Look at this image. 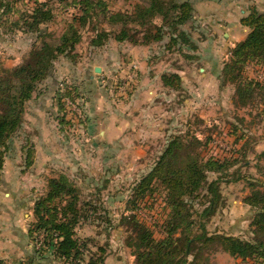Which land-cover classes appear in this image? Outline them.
<instances>
[{
    "label": "rangeland",
    "instance_id": "374dc122",
    "mask_svg": "<svg viewBox=\"0 0 264 264\" xmlns=\"http://www.w3.org/2000/svg\"><path fill=\"white\" fill-rule=\"evenodd\" d=\"M106 1L112 10H126L131 9L136 0ZM241 2L245 4L243 8L246 9L242 17L246 16L252 7L264 12V4L261 6L256 0ZM26 4H28L27 7ZM32 5H34L33 0H19L16 8L26 10ZM56 5V12L60 15L50 23L49 31L57 35L66 26L67 18L79 14L80 8L70 5V0H67L66 7ZM6 15L12 20L18 17L14 11ZM192 21L185 26L189 33L188 26L192 25ZM91 27L92 25L86 27L83 38L71 57H62L55 62L53 77L39 86L41 95L37 93L35 98L27 103L24 128L12 138L7 156L11 162L20 160L19 166L25 160L28 168L34 164L35 158L45 159L48 175L42 183L44 187H40L42 188V191L38 192L40 194H34V199L36 198L34 207L39 196L45 194L48 180L61 176L67 177L82 193L83 200L92 202L93 199L92 203L95 205V200L99 198L100 202L108 208L104 211L99 208L98 214L92 216L91 220L81 223L76 228L78 237L82 240H93L91 237L84 236L86 231L82 225L87 224L88 228H94L88 233H96L99 238L90 245V253H97L99 248L104 246L106 242L103 239L113 240L123 245V248L126 247L129 253L131 252L136 264L134 250L128 245L129 236L133 234L130 220L133 216L150 229L156 240L168 237L166 222L169 219V211L163 185L157 186L156 194H147L136 200H134V193L138 183L153 170L157 160L164 154V147L174 137H185L188 133L185 139L196 137L201 141L199 148H190L188 152H185L186 155L199 152L204 156H214L223 160L233 158L231 161H237L227 170L209 173L210 180L218 176L229 180L227 184L222 185L224 197L220 200V206L217 207L220 210H222L221 207H225L228 199H232L231 202H233L240 194H243L244 201L251 192L250 183L264 181V90L257 91L255 97L248 99L244 104L234 102L235 87L230 84L224 86L219 93L203 96L201 84H199L202 76L198 65L191 67L188 64L193 56L191 50L185 48L178 51L176 47L173 48L174 50H169L166 48L167 45H163L167 40L162 44L149 45L118 42L114 39V35H111L109 41L102 47H93L91 36L95 35L96 31ZM105 27L109 28V25L105 23ZM197 35L195 34L196 37ZM33 42V39L14 22L1 25L0 69L12 68L20 64L29 53ZM129 46L141 48L139 49L142 53L140 59L133 55L134 50H131ZM150 47L153 52L162 47V52L144 54L143 48L148 51ZM147 56L151 57V62H157L160 59L165 64H169L167 68L171 70L165 74L177 73L181 77L180 90L165 86L163 79L162 83L164 87H167V92L163 94L161 89L154 88L157 90L155 92L159 99H152V102L156 103L152 110L148 105L151 102L148 100L151 96L149 93L151 88L148 87L152 83L141 77L142 66L145 72L149 67ZM138 59H142L143 64H139ZM153 65L151 64V70L152 67L154 68ZM182 66L186 67L182 70L185 71L183 76L188 79L185 82L182 81V74L175 71ZM96 67L101 68L100 73L95 71ZM245 73L264 84V65L249 63ZM87 76L91 78L87 79ZM192 88L194 93L198 92L196 96L189 91ZM160 112L166 113V116L160 117ZM115 124L123 128L126 126L137 128L134 131L135 134L132 129H127L123 131L124 133H117L119 131L111 133L113 134L111 139L114 137L135 140L136 146H132L135 154L133 148L126 151L125 148L118 149L116 146L104 149L108 147L107 144L105 146L94 144L101 139L98 134L100 130L106 125L109 127ZM147 124L153 126L160 124L161 135L157 132L146 136L143 128ZM33 136L35 137L32 141ZM144 140H153V144L149 145V142ZM33 142H35L34 145ZM41 142L42 145L39 144ZM37 144L39 147L35 149L34 146ZM178 163L184 166L181 159H178ZM88 195L93 197L90 198ZM114 201H121L125 208L117 209L109 206L114 204ZM187 201L190 203L189 200ZM205 202L206 199L202 197L198 203ZM250 208L254 216L255 209ZM220 210L208 218L207 229L210 234L218 233L209 229L208 226L210 223L215 225L221 220ZM249 214L242 209L240 216H249ZM252 218L250 223H244L248 228L245 229L246 233L233 236L250 238ZM114 225L118 227L111 229ZM43 241V236H39L37 243L31 241V245L35 249L40 248ZM116 246L119 245L116 244ZM88 257L89 255L85 258L87 263ZM26 261L25 259L24 262ZM244 261L249 264L255 263L252 259ZM0 264H19V262H11L0 255Z\"/></svg>",
    "mask_w": 264,
    "mask_h": 264
},
{
    "label": "trees",
    "instance_id": "16d2710c",
    "mask_svg": "<svg viewBox=\"0 0 264 264\" xmlns=\"http://www.w3.org/2000/svg\"><path fill=\"white\" fill-rule=\"evenodd\" d=\"M18 1L0 0V26L14 22L34 42L20 64L0 69V180L12 138L23 128L27 103L42 93L40 84L53 77L55 62L71 57L88 25L96 31L91 36L93 47H102L114 35L116 41L134 45L162 44L167 40L163 45L169 50L197 49L185 29L195 14L190 0H136L126 10H112L106 0H70V5L79 7L80 13L67 18L66 26L57 35L49 31V25L60 15L56 4L66 7L67 0H33L34 5L26 10L16 8ZM10 11L18 17L12 20L6 15ZM241 23L250 32L230 49L220 76L223 87L229 84L235 87L236 104H244L257 91L264 90L263 83L245 73L249 63L264 65V12L252 7ZM162 79L165 86L181 89V77L177 73L164 74ZM185 137L176 136L168 142L153 170L136 187L134 200L156 194L157 186L163 185L169 211L168 237L162 240H156L135 216L130 219L133 234L128 245L134 250L136 264H215L219 252L264 264V181L250 183L251 192L244 198L245 204L255 209L250 238L210 234L208 218L220 206L222 185L229 180L222 176L210 180L209 173L227 170L237 161L199 152L186 155L190 148H199L202 143L196 137L189 140ZM178 159L184 166L179 165ZM201 196L206 199L203 204L198 203ZM34 208L29 238L37 243V238L43 236V248H36V257L19 264H48L46 251L49 250L65 264H82L88 255L87 264L104 263V247L90 253L94 241L82 240L76 231L81 223L98 214V207L83 200L82 193L67 177L50 178L45 194L39 196Z\"/></svg>",
    "mask_w": 264,
    "mask_h": 264
},
{
    "label": "crops",
    "instance_id": "0c3cea01",
    "mask_svg": "<svg viewBox=\"0 0 264 264\" xmlns=\"http://www.w3.org/2000/svg\"><path fill=\"white\" fill-rule=\"evenodd\" d=\"M190 1L194 5L195 14L192 21L193 26H188V28L190 29L193 42H195L197 49H190L193 53V56L192 60L189 61L188 64L191 67L198 65L197 67L199 69V73L202 76V78H200L201 82L199 83L196 75L195 78L196 81L201 84L200 88L202 95H214L216 93H219L221 89L223 90V86L220 82V76L224 64L228 58L230 49L233 48L237 43L246 39V37L248 36L249 28L243 26L241 23L242 15L245 14L246 11V9L243 8V5L245 4L241 2L242 0ZM256 1L259 2L261 6L264 4V0ZM195 34H198L200 37L198 35L196 37ZM129 47L131 50H134L133 55L140 59V55L142 53L139 51V49L141 48H138L136 46ZM143 52L144 54L148 52V55L155 52H162V47L154 52L152 48L148 51L146 48H143ZM139 61V64H143L142 59ZM147 64L149 67L147 68L148 70L146 72L144 70V67L142 66L141 77L144 78V80H148L150 81V83H152L151 86L148 87L151 88L149 90L151 96L148 97V100H150L151 102H149L148 105L149 109L152 110L154 105H156V103L152 102V99H159L155 92L157 90L155 89H161L163 91V94L167 92V87H164L162 83V76L168 70H171V68H167L169 64H165L164 61L160 59L157 62H151V57L149 56H147ZM151 64H154V68L152 67V70L150 68ZM183 69H186V67H178L175 71H177L180 75L182 74V81L185 82V80L188 79H185V77L183 76V74L185 73V71H182ZM88 78H91V76H87V79ZM189 91L193 93L194 96L198 94L197 91L194 93L193 88ZM160 98L162 97L160 96ZM159 116L165 117L166 113L160 112ZM116 118H118V115H116ZM156 125L153 126L147 124L143 128L145 130L143 133L148 136V134L159 132V135H161L162 129H160V124L158 126ZM106 126L98 132L101 139L94 142L96 146H105V144H107L108 147L104 149H110L116 146L118 149L125 148V151L127 149L133 148L132 146H136L134 144L135 140L131 141L128 138L116 139L113 137L111 139L113 135L111 133H113L114 131H119L117 133H121L123 131L125 132L127 129H132L133 133L135 134L134 131L137 130L136 127L126 126L123 128V126H116V124L115 126ZM135 136H137V134ZM34 137L35 136L31 137L32 141ZM144 141H148L149 145L153 144V140ZM34 143L35 142H33V145ZM39 144L42 145L43 143L41 142ZM39 144H37V146H34L35 149L39 147ZM133 151L135 154L136 152L134 148ZM8 159L9 157L7 156V158L5 159L6 161L5 167L3 169V174L0 180V255L9 259L11 262L21 263L24 262L25 259L28 260L29 258L36 257L35 248L31 245V240L29 238V228L33 220V210L36 199H34V196L40 194L38 193L42 191V188L40 187H44L42 183L47 178L48 165L46 164V162H44L45 159L35 158L34 164L30 168H28L26 166L27 164L24 162L25 160L21 162L22 164L21 166H19L18 163H20V160L11 162ZM92 197L93 195L90 196V198ZM242 198L243 194H240V196L233 202H231L232 199H228L225 207H221L222 210L217 208V211L220 210L219 213L222 214L221 220L218 221L215 225L210 223L208 226L209 229L227 235L246 233L247 230L245 229L248 228L245 227L244 223H250L251 218L253 217V210L245 204ZM114 202V204H111L109 206L117 209L125 208L122 204L124 200L122 202ZM119 202H121V204H116ZM95 205L98 207V209L100 208V210L103 211L105 210V208H108L107 205H104L102 204V202H100L99 198L95 200ZM242 209H245L247 213L249 212V216L246 215L241 217L240 215ZM90 223H92V221ZM82 227L86 231H83L85 237H91L93 241L99 239L96 233H88L89 230H94V228H88L87 224H83ZM116 227H118V225L112 226L111 229ZM103 241L106 242L103 246L105 249V261L103 264H134V256L131 254V252L129 253L127 251L128 249L126 247L123 248V245L121 246V244H118V242H115L113 240L106 241L103 239ZM116 244L119 246H116ZM46 255L49 258V260H47L48 264H62L60 260L53 257L51 250L46 251ZM214 263L249 264V262L244 261L240 258H235L226 252L217 253L216 257L214 258ZM82 264H87V261H84Z\"/></svg>",
    "mask_w": 264,
    "mask_h": 264
},
{
    "label": "water",
    "instance_id": "95a60500",
    "mask_svg": "<svg viewBox=\"0 0 264 264\" xmlns=\"http://www.w3.org/2000/svg\"><path fill=\"white\" fill-rule=\"evenodd\" d=\"M95 71H96L97 73H100V72H101V68H100V67H96Z\"/></svg>",
    "mask_w": 264,
    "mask_h": 264
},
{
    "label": "built area",
    "instance_id": "2783aa9c",
    "mask_svg": "<svg viewBox=\"0 0 264 264\" xmlns=\"http://www.w3.org/2000/svg\"><path fill=\"white\" fill-rule=\"evenodd\" d=\"M41 248V247H40Z\"/></svg>",
    "mask_w": 264,
    "mask_h": 264
}]
</instances>
